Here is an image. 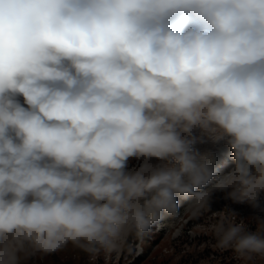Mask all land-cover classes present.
Returning a JSON list of instances; mask_svg holds the SVG:
<instances>
[{
  "label": "clouds",
  "instance_id": "obj_1",
  "mask_svg": "<svg viewBox=\"0 0 264 264\" xmlns=\"http://www.w3.org/2000/svg\"><path fill=\"white\" fill-rule=\"evenodd\" d=\"M216 192L264 194V0H0V264L131 253ZM213 216L217 249L264 264V237Z\"/></svg>",
  "mask_w": 264,
  "mask_h": 264
},
{
  "label": "rangeland",
  "instance_id": "obj_2",
  "mask_svg": "<svg viewBox=\"0 0 264 264\" xmlns=\"http://www.w3.org/2000/svg\"><path fill=\"white\" fill-rule=\"evenodd\" d=\"M196 135L200 136V133L197 132ZM221 143H212L205 138L194 147L200 152L212 153ZM221 159L216 164V169L226 173L233 166L232 153ZM145 162L144 159L130 158L127 161V170H136ZM148 163L161 162L152 159ZM225 209L234 212L238 220H245L249 231L264 237V194L260 197V206L253 209L247 204L226 199L223 192H216L212 196L211 212L199 217L186 216L179 234H174L168 227L159 230L153 228L142 244L131 253L124 252L117 256L115 253L106 255L101 252L93 256L69 245L54 254L32 256L26 264H240L231 250L217 249L213 236L208 232L215 219L213 213Z\"/></svg>",
  "mask_w": 264,
  "mask_h": 264
},
{
  "label": "bare ground",
  "instance_id": "obj_3",
  "mask_svg": "<svg viewBox=\"0 0 264 264\" xmlns=\"http://www.w3.org/2000/svg\"><path fill=\"white\" fill-rule=\"evenodd\" d=\"M222 143V145L221 146H217L216 148H217V150L216 151H212V153L215 155V157H216V164L219 162V160L221 159V158H223V157H225L226 156V154H229V153H231V149L223 142V141H221ZM216 148H214V149H216ZM220 161H222V159L220 160ZM216 166V165H215ZM218 172H221V171H219V170H217ZM222 173V172H221Z\"/></svg>",
  "mask_w": 264,
  "mask_h": 264
}]
</instances>
